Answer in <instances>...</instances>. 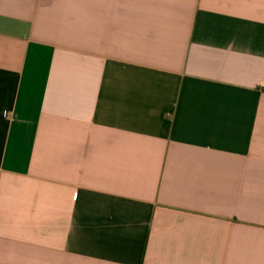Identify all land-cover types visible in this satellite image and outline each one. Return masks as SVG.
Here are the masks:
<instances>
[{
	"label": "crops",
	"instance_id": "obj_1",
	"mask_svg": "<svg viewBox=\"0 0 264 264\" xmlns=\"http://www.w3.org/2000/svg\"><path fill=\"white\" fill-rule=\"evenodd\" d=\"M0 264H264V0H0Z\"/></svg>",
	"mask_w": 264,
	"mask_h": 264
}]
</instances>
